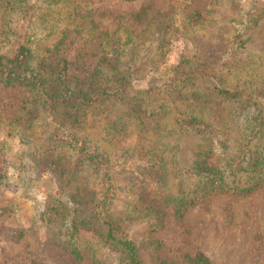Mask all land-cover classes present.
<instances>
[{"label":"trees","instance_id":"1","mask_svg":"<svg viewBox=\"0 0 264 264\" xmlns=\"http://www.w3.org/2000/svg\"><path fill=\"white\" fill-rule=\"evenodd\" d=\"M222 1L204 9L197 0L158 7L146 1L119 13L98 11L92 0H0V87L19 100L18 106L4 102L0 121L20 129L63 121L65 130L48 135L30 155L39 174L52 172L55 183L36 222L73 263L148 264L141 256L146 249L153 264H212L200 250L165 253L156 234L168 214L187 237L189 208L217 194L264 190V48L250 51L244 37L264 17L260 0H231L248 8L225 29L230 46L245 52L246 71L241 56L219 73L182 53L156 83L134 86L139 67L150 55L165 58L182 25L201 37L220 31L213 21ZM97 13L113 18L116 28H102ZM24 18L29 26L22 34ZM95 41L99 52L91 65ZM16 43L13 55L4 53ZM187 138L194 145L183 153ZM3 163L0 157V182ZM125 221L144 223L139 239L128 235Z\"/></svg>","mask_w":264,"mask_h":264},{"label":"rangeland","instance_id":"2","mask_svg":"<svg viewBox=\"0 0 264 264\" xmlns=\"http://www.w3.org/2000/svg\"><path fill=\"white\" fill-rule=\"evenodd\" d=\"M146 1L158 7L165 0H92V4L98 11L110 9L128 13L138 10ZM210 1L197 0L195 5L204 9ZM243 7L244 9L239 7L242 13L231 0H223L214 13L213 21L220 31H213L207 37L193 32L184 33L185 26L182 25L181 29L171 36L165 58L158 59L150 55L144 64L138 66L134 86L147 87L150 83H156L160 79L159 71L165 65L175 64L182 53L192 54L199 64L208 63L219 73L233 68L236 65L235 60L241 56L244 61L240 64L246 71L245 52L234 50L225 33V29L228 30L234 20L244 18L243 14L248 6ZM256 7L258 11L264 10V0L257 2ZM68 19L64 21V25ZM94 19L109 31H113L117 26L115 20L107 15L100 16L97 13ZM28 23V18L22 19L18 23V31L23 34L28 30ZM87 25L90 27L92 23ZM246 36L249 37L247 44L250 51L264 48V17L258 25L246 31L244 37ZM99 43L100 41H95L90 46L88 64H95ZM18 44L4 53L13 55ZM260 67L259 73L263 74L264 65ZM259 86H264V82ZM6 101L9 106L19 105L15 93H9L0 87V109ZM61 123L63 121L60 118H54L49 123H41L31 129H20L11 126L8 120L0 121V157L4 160L3 167L7 169L5 178L0 182V264H33V261L38 260L42 264H75L51 240L47 227L36 222L39 210L47 204L49 194L55 189V183L52 172L39 174L36 161L30 153L44 144L48 135L63 132L65 128ZM193 145V139H183V153H190ZM214 159L212 157V161ZM184 222L190 229L187 237L176 228L171 213L167 216L166 226L156 234L165 245V253L171 257L181 253L194 254L200 250L210 258L212 264H264L262 188H257L247 195L217 194L209 203L189 208L185 213ZM122 225L132 239H139L145 227L141 221H125ZM21 232L22 236L19 237ZM81 234L86 238L94 235L92 231L84 230ZM141 256L145 262L153 264L148 250L142 249Z\"/></svg>","mask_w":264,"mask_h":264}]
</instances>
